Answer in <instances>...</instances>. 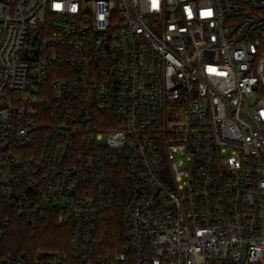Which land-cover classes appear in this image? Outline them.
<instances>
[{
	"label": "built area",
	"instance_id": "2783aa9c",
	"mask_svg": "<svg viewBox=\"0 0 264 264\" xmlns=\"http://www.w3.org/2000/svg\"><path fill=\"white\" fill-rule=\"evenodd\" d=\"M0 264H264V0H0Z\"/></svg>",
	"mask_w": 264,
	"mask_h": 264
},
{
	"label": "trees",
	"instance_id": "16d2710c",
	"mask_svg": "<svg viewBox=\"0 0 264 264\" xmlns=\"http://www.w3.org/2000/svg\"><path fill=\"white\" fill-rule=\"evenodd\" d=\"M112 184L117 189L128 188L125 175L118 173ZM12 222L6 233L4 248L6 252H35L40 249L66 250L69 246L71 226L60 225L56 219L49 218L37 227H32L26 218L15 209L10 210ZM98 247L103 252L118 251L128 244L125 224L119 211L107 210L102 218Z\"/></svg>",
	"mask_w": 264,
	"mask_h": 264
},
{
	"label": "snow or ice",
	"instance_id": "6c2138e0",
	"mask_svg": "<svg viewBox=\"0 0 264 264\" xmlns=\"http://www.w3.org/2000/svg\"><path fill=\"white\" fill-rule=\"evenodd\" d=\"M57 7H59V6H57ZM210 14V13H209Z\"/></svg>",
	"mask_w": 264,
	"mask_h": 264
}]
</instances>
